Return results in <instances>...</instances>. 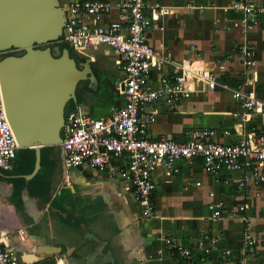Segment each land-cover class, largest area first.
<instances>
[{
  "label": "crops",
  "instance_id": "0c3cea01",
  "mask_svg": "<svg viewBox=\"0 0 264 264\" xmlns=\"http://www.w3.org/2000/svg\"><path fill=\"white\" fill-rule=\"evenodd\" d=\"M238 2L147 0L155 18L150 41L169 58L154 68L151 84L159 87L162 77L186 68L214 72L224 85L201 91L204 84L196 78L193 85L200 91L193 96L174 105L147 106L157 109L151 136L183 138L209 128L219 132L216 140L227 143L253 127L264 130V115L252 113L246 122L235 115L244 110L234 88L253 82L264 100V16L249 29ZM104 19H118L117 9ZM73 51L82 62L91 60L99 84L91 90L94 103L82 88L68 108L100 118L122 106L125 70L116 52L103 45ZM41 152L46 162L41 166V159L34 172L33 162L21 164L17 158L13 169H0V236L26 264H264V185L240 186L242 171L212 173L200 158L177 161V172L160 165L153 174L156 213L145 217L122 177L86 166L66 170L60 145ZM212 202L222 204L220 218H212ZM249 243L254 252L248 251ZM179 247L190 254L183 256Z\"/></svg>",
  "mask_w": 264,
  "mask_h": 264
},
{
  "label": "built area",
  "instance_id": "2783aa9c",
  "mask_svg": "<svg viewBox=\"0 0 264 264\" xmlns=\"http://www.w3.org/2000/svg\"><path fill=\"white\" fill-rule=\"evenodd\" d=\"M60 3L65 12V25L57 43L78 52L108 46L119 56L125 70L121 87L124 104L113 108L111 114L97 118L79 108L66 109L60 144L66 170L86 166L112 171L125 180V189L132 192L145 217L156 213L154 192L157 184L153 174L160 165L177 172V161L200 158L212 173L224 169L242 171L240 186L264 185L263 129L253 127L236 142L227 143L216 140L219 132L209 128L191 130L183 138L150 135L149 127L157 109L147 110V106L174 105L193 96L200 91L193 85L196 78L204 84L201 91L224 85L219 83L214 72L186 68L176 75L162 77L159 87L151 84L154 68H160L169 58L150 41L155 18L147 0H60ZM237 6L244 11V22L253 30L264 16V1L239 0ZM113 8L117 9L118 19L105 22V16ZM243 53L246 64L251 66L253 61L248 58L251 47L243 48ZM2 54L0 52V56ZM233 96L244 110L235 114L243 122L248 121L252 113L264 115V100L257 96L253 82L234 88ZM223 134L231 132L224 130ZM19 148L0 84V169L14 168ZM209 207L212 218H220L222 204L212 202ZM247 247L254 252L255 247L250 243ZM179 248L183 256L190 254L187 249ZM26 263L11 252L0 236V264Z\"/></svg>",
  "mask_w": 264,
  "mask_h": 264
},
{
  "label": "water",
  "instance_id": "95a60500",
  "mask_svg": "<svg viewBox=\"0 0 264 264\" xmlns=\"http://www.w3.org/2000/svg\"><path fill=\"white\" fill-rule=\"evenodd\" d=\"M64 25L60 0H0V52H13L0 56V84L18 144L35 148L37 167L41 147L62 143L79 83L91 103L99 84L89 58L77 64L68 47L61 50Z\"/></svg>",
  "mask_w": 264,
  "mask_h": 264
},
{
  "label": "rangeland",
  "instance_id": "374dc122",
  "mask_svg": "<svg viewBox=\"0 0 264 264\" xmlns=\"http://www.w3.org/2000/svg\"><path fill=\"white\" fill-rule=\"evenodd\" d=\"M72 53H74V55H76L77 57H79L77 55V53H75V52H72ZM4 54L5 53H3L1 56H3ZM81 101H83V100L81 99ZM80 103H82V102H80ZM17 159L19 160L18 163H21V164H23V163H25V162H27V161L30 160L31 162H33V172H34V170H36V168H37V164H36V151L34 152L31 149L22 148L21 147V148L18 149V157H17ZM41 159H42L41 166L42 165L44 166V164H45L46 161H45V157H44V155H43L42 152H41ZM39 173H40V175L43 174L41 171Z\"/></svg>",
  "mask_w": 264,
  "mask_h": 264
},
{
  "label": "trees",
  "instance_id": "16d2710c",
  "mask_svg": "<svg viewBox=\"0 0 264 264\" xmlns=\"http://www.w3.org/2000/svg\"><path fill=\"white\" fill-rule=\"evenodd\" d=\"M65 47H68L72 52H74V51H73L68 45H66V44H61V50H62L63 48H65ZM9 53H13V52H9ZM9 53H5L4 55H7V54H9ZM72 55H73V53H72ZM46 147H48V146H43L41 149H44V148H46ZM28 149H31L32 151L35 152V148H28ZM171 252H172V254L174 255L175 258H177V259H181V260H182V257L180 258L179 252H178V250H177L176 248H171Z\"/></svg>",
  "mask_w": 264,
  "mask_h": 264
},
{
  "label": "flooded vegetation",
  "instance_id": "af4514ba",
  "mask_svg": "<svg viewBox=\"0 0 264 264\" xmlns=\"http://www.w3.org/2000/svg\"><path fill=\"white\" fill-rule=\"evenodd\" d=\"M72 56L76 59L77 64L82 63V61L80 60V57H77L76 55H74V53H73ZM83 84L85 85V83H83ZM83 84H82V82L79 83L78 88H77V90H76V94H77V96L80 94V91L82 90V88L85 87V86H82Z\"/></svg>",
  "mask_w": 264,
  "mask_h": 264
}]
</instances>
